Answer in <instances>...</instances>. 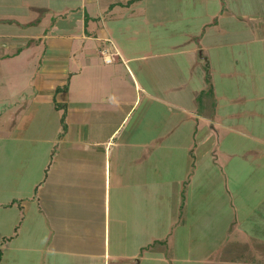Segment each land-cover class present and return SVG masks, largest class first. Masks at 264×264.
Segmentation results:
<instances>
[{"label":"crops","instance_id":"0c3cea01","mask_svg":"<svg viewBox=\"0 0 264 264\" xmlns=\"http://www.w3.org/2000/svg\"><path fill=\"white\" fill-rule=\"evenodd\" d=\"M244 3L0 0V264H264V204L257 214L236 203L206 253L177 256L176 229L158 226L168 193L177 225L197 206L198 131L202 145L242 128L206 75L228 34L248 30L243 48L264 49V16ZM208 89L217 105L206 110Z\"/></svg>","mask_w":264,"mask_h":264},{"label":"rangeland","instance_id":"374dc122","mask_svg":"<svg viewBox=\"0 0 264 264\" xmlns=\"http://www.w3.org/2000/svg\"><path fill=\"white\" fill-rule=\"evenodd\" d=\"M244 2V14L254 11L255 15L264 16V0H244ZM233 3V5H237L238 2L234 1ZM163 4L172 5L171 1ZM250 5L254 7H250ZM195 8L194 6V10ZM191 10L187 8V14L194 13V10ZM196 12H200V10H196ZM247 18L252 20L250 17ZM188 21L189 26L194 24L192 19ZM231 23L230 20L227 22L224 19L222 24L229 27L231 31L233 24H235V28L240 25L236 21ZM252 35L253 33L250 34L248 30L244 33L243 38H237L234 33L228 34V47L218 50L213 54L214 56L212 55V64L208 71L211 75L210 81L213 78L220 90V93L217 92V96H221L224 91L228 92L226 98H229V101H224L225 99L220 101L224 102L225 108L230 112L228 123L234 122L232 125H242V128L240 127L241 129L236 131L228 130L227 133L222 130L219 143L213 134V137L202 145H200V141L208 131H198L197 145L194 147V154H196L193 168L195 169L194 188L191 189V194L193 193L195 198L199 197L194 202L197 206L192 209L193 212L188 218L189 220L184 222L186 225H183L182 222L177 225L176 199L173 194L169 195L168 193L164 201V215L158 218V222L161 223L158 225L160 230L162 228L176 229L173 239H171L173 244L170 243V248L173 253L176 251L179 257L193 248H197V253H206L204 248L206 245L209 249L215 248V244L224 239L227 226L235 224L236 206L238 205L236 203H242L239 205L244 206L243 211L249 208L250 213L257 214L260 212L261 204H264V99H256L257 96H264V49L258 42L246 43L243 48L242 41H240L250 39L254 36ZM225 37L226 35H224ZM9 78L5 87L10 89L16 82L11 77ZM222 89L224 91H221ZM209 90H206L208 93L204 94L205 96L203 95V101L200 98L198 100L199 103L201 102L202 109L209 110L208 107L210 108L212 102H214V108L217 105L216 96L211 99ZM2 94L1 97L6 96L7 92ZM239 94L240 97H246L247 106L243 103L241 108L243 99L238 98ZM204 97L207 98L206 101ZM250 107L257 108L259 113L245 112V109ZM236 111L237 113H235ZM234 114L239 118L236 119L237 116ZM212 149L213 152H211ZM216 154L219 156L215 158ZM1 155L4 154L1 153ZM5 163L6 161H3L1 164ZM231 172L236 176L229 175ZM3 176L4 171H0V189L4 187L1 184ZM227 186L234 189V195L228 193ZM166 191L169 192L168 189H165V193ZM5 194H0V198L3 199ZM231 202L234 206L231 205ZM226 207L228 212H226ZM232 207L233 209H231ZM164 245L166 246L160 242V246L164 247ZM151 263L152 261L148 259V263L142 264Z\"/></svg>","mask_w":264,"mask_h":264},{"label":"trees","instance_id":"16d2710c","mask_svg":"<svg viewBox=\"0 0 264 264\" xmlns=\"http://www.w3.org/2000/svg\"><path fill=\"white\" fill-rule=\"evenodd\" d=\"M206 80L208 81V82H211L210 81V75H209V73H207V75H206ZM212 87V86H211ZM1 259H2V250L0 249V261H1Z\"/></svg>","mask_w":264,"mask_h":264},{"label":"built area","instance_id":"2783aa9c","mask_svg":"<svg viewBox=\"0 0 264 264\" xmlns=\"http://www.w3.org/2000/svg\"><path fill=\"white\" fill-rule=\"evenodd\" d=\"M114 59H113V57L110 55V56H108L107 58H106V61L107 62H111V61H113Z\"/></svg>","mask_w":264,"mask_h":264}]
</instances>
